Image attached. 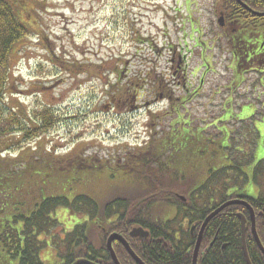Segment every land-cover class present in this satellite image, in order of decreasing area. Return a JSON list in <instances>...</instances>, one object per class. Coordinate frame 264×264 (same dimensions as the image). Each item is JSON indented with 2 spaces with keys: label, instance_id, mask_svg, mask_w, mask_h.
<instances>
[{
  "label": "rangeland",
  "instance_id": "rangeland-1",
  "mask_svg": "<svg viewBox=\"0 0 264 264\" xmlns=\"http://www.w3.org/2000/svg\"><path fill=\"white\" fill-rule=\"evenodd\" d=\"M217 4H221V0H47L43 4L45 8H40L41 4L36 1L30 3L31 7L40 9V14H33L37 21L34 24L36 35L19 43L13 51L8 104L10 108L25 107L30 111L40 104L48 105L56 113L59 123L47 135L27 146L11 148L4 156L13 162L16 156L29 159L38 153L49 155L52 161L58 160L57 164L62 161V165L67 167L62 172L52 173L53 177L47 184L37 185L40 188L35 190L37 200L54 195L64 196L70 201L77 195H87L101 206L111 198L123 195L139 202L149 193L142 194L138 190L141 184L135 168L121 166H127L126 158L129 156L136 157L129 159L131 164H141L140 160L149 154L141 155L139 149L147 151L151 139L155 140H152L154 143L164 139L169 131L168 123L176 112L169 110L165 118L167 104L161 99L155 100L148 94V89L143 91L139 101L135 100L131 110L126 106L125 109L123 106H111L105 86L118 84L117 76L111 70L114 65H127L121 78L128 81L129 73L131 75L138 70L140 62L145 59L154 66L157 64L156 74L165 75L172 84L174 98L169 100L170 107H174L175 97L183 100L189 91L196 90L197 94L179 111L185 120L190 119L194 125L203 126L200 130L208 143L195 147V151L204 153L194 154L191 167L185 165L182 170L185 172L180 176L194 180L197 175H206V172L195 171L205 169L210 161L215 166L213 168L225 162L224 149L217 152L218 157L214 159L209 154L216 149L213 146L216 138L211 139V134L220 135L219 132H225L226 125L241 129L239 123L233 121L220 125L219 120H224L222 113L226 114L223 110L229 106L228 99L235 96L234 111L240 106H254L260 119L264 115V84L262 86L260 76L257 78L252 74H246L242 80L233 79L231 68H228L227 39L216 28L218 13L224 10ZM171 48L175 56L180 54L183 81L179 78L181 72L171 78L173 67L178 64L177 58L175 61L169 58L173 56ZM69 63L76 65L70 67ZM101 65L108 71L100 68ZM232 67L236 68V65ZM178 81L185 87H177L174 82ZM228 87L234 91H229ZM136 103L139 106L135 107ZM243 109L247 112L249 106ZM149 121H152L151 125ZM246 123L252 127L250 122ZM259 124L255 162L264 158V117ZM244 131L241 129L236 134V140ZM185 132L187 134L188 130ZM192 133L197 134L196 131ZM149 135L150 140L147 138ZM223 135L221 140L225 138ZM220 145L225 146L223 142ZM79 158L101 169L92 167L79 171L73 169L74 166L69 168ZM38 166L40 168L34 163L31 167L35 170ZM42 173L40 169L38 174ZM18 175L20 177L14 180H21V188L24 189L27 172L26 175L23 172ZM13 182L5 180L6 185H14ZM49 183L53 191L47 193L45 186ZM58 183H61L60 187H52ZM147 187L143 188L144 191ZM150 188V192L155 190ZM245 188L257 191L252 181L247 182ZM186 190L187 187L181 185L176 192L184 198ZM20 191L17 187L7 192L9 202L6 205L18 212L22 206L14 203L18 202ZM20 202L24 205L23 196ZM160 210L162 212L161 207ZM9 213L10 217L1 218L11 221L12 209ZM51 216L62 226L63 232L70 231L83 220L82 216H74L64 208ZM164 218H170L169 213L164 214ZM41 259L44 264L60 263L47 246L41 250ZM8 264H17V261L12 260Z\"/></svg>",
  "mask_w": 264,
  "mask_h": 264
},
{
  "label": "trees",
  "instance_id": "trees-1",
  "mask_svg": "<svg viewBox=\"0 0 264 264\" xmlns=\"http://www.w3.org/2000/svg\"><path fill=\"white\" fill-rule=\"evenodd\" d=\"M35 1L41 4L40 8H45L43 4L47 0H0V264H8L12 260H16L17 264H44L41 250L48 245L55 252L59 264H72L78 259H86L96 264H114L106 245L107 238L112 234L125 237L132 251L144 264H192L193 251L202 224L211 213L229 201H245L250 205L255 214V230L264 248V158L255 162L257 132L248 125L240 126L245 131L242 140H236L240 129L235 128L234 133L230 134L231 128L226 125L225 132H219L220 135L211 134V139L216 138L213 143L216 149L212 150L209 156L214 159L218 157L217 152L224 149L227 159L217 168H213L215 166L210 161L205 169L195 171L206 172L205 176L197 175L194 180H190L180 176V173L185 172L182 171L185 165L191 167L194 154L204 153L195 151V147L207 145L208 142L200 130L203 126L194 125L190 119L185 120L181 113L178 114L179 109L176 107V115L168 123L169 131L164 139L155 143V140L151 139L147 151L139 149L141 155L148 153V157L140 160L141 164L137 165L131 164L129 160L136 157L129 156L126 158L127 166H121L126 169L135 168L136 174L139 175V185L141 184L138 190L142 194L149 192L143 200L135 202L123 195L113 197L101 206L87 195H77L70 201L64 196L54 195L37 200L35 190L40 189L37 185L47 184L53 177L52 173L62 172L67 167L62 165V161L57 164L58 160L52 161L49 155L38 153H34L36 157L31 156L29 159H18L16 156L13 162H9L4 156L11 148L27 146L42 138L59 123L56 113L48 105L40 104L30 111L25 107L10 108L8 104L13 51L19 43L31 35H36L34 24L37 21L33 19V14L38 13L40 9L30 6V3ZM239 1L241 4L237 0H221V4L217 5L224 9L223 13L231 9L240 12L248 23L259 17L248 12L242 4L255 12H264V0ZM223 35L226 37V33ZM175 54L173 50V55ZM140 63L138 70L131 75L129 73L131 77H128V81L121 78L124 76L123 70H127V65H114V69H111L112 74L117 76L118 84L108 83L105 88L114 108L123 106L125 109L126 106L131 110L133 99L139 101L146 89L153 98L171 91L172 84L168 78L156 74L157 64L154 66L148 59ZM73 65L76 64L69 63L70 67ZM100 68L108 71L102 65ZM189 98L190 93L186 94L184 99L187 101ZM136 106L139 105L136 103ZM173 109L171 107L170 111ZM227 109L228 107L223 111L227 113ZM222 114L224 120L220 121V117L218 118L220 125L226 123V114ZM163 116L167 118L168 114ZM151 122L149 121V125ZM185 130H188L189 135ZM194 131L197 134H193ZM198 135H201V138ZM222 135L225 138L222 137L221 140ZM150 137L151 135L148 140ZM222 142L225 145L223 147L220 145ZM144 144L147 146L148 143ZM33 151L35 152L36 148ZM74 162L69 168L74 166L73 169L83 171L96 167L81 158ZM206 162L208 161L204 163ZM219 162L220 159L216 165ZM34 163L39 164L40 168L38 166L33 170L31 166ZM96 168L101 169L100 166ZM40 169L43 171L42 175L38 174ZM20 172L25 175L27 172L28 176L23 184L24 189L21 188V180H14ZM7 179L15 181L14 185H6ZM249 181L258 187L259 195L256 198L247 196L250 190L247 191L245 185ZM60 184L52 187H60ZM181 185L187 187L183 200L178 195L180 193L176 192ZM12 186L21 190L22 195L20 194L18 202L14 203L22 206L20 212L6 205L9 202L7 192L11 188H17ZM145 186L149 187L144 191ZM150 187L155 188L157 192H150ZM45 188H48L45 189L47 193L53 191L50 183ZM22 196L24 205L20 202ZM61 208L67 209L74 216H82L83 220L75 224L70 231L63 232L61 225L51 216ZM163 208L168 213L175 210L172 220H165L164 214L168 213H165ZM11 209L14 214L11 221L1 218L10 217ZM239 214L246 219L245 247L249 262L264 264V253L255 242L249 211L243 204L229 205L208 221L202 233L196 264H248L243 253ZM183 219L188 222L186 227L181 225ZM134 228L147 231L148 238H131L129 233ZM41 235L49 238V243L44 239L40 240ZM112 249L119 264H137L119 243L112 244Z\"/></svg>",
  "mask_w": 264,
  "mask_h": 264
},
{
  "label": "flooded vegetation",
  "instance_id": "flooded-vegetation-1",
  "mask_svg": "<svg viewBox=\"0 0 264 264\" xmlns=\"http://www.w3.org/2000/svg\"><path fill=\"white\" fill-rule=\"evenodd\" d=\"M257 13H264V12H257ZM221 25H222L221 26L222 30L224 31V33H226L227 52L230 56V63L228 68H231V75L233 79L237 78L242 80L246 74H252L253 76L256 75L257 78H259L260 76V82H262V86H263L264 84V17L254 18L248 23L246 20L242 18L240 12H235L231 9V11L225 13L224 21H222ZM175 55L172 56L171 61H175V58H177L178 64L176 65V67L175 66L173 67V73H171V76L172 78H174L177 76V74L181 72L179 78L183 81L184 73L180 66V61H181V58L179 57L180 54H178V56ZM234 64L236 65V68L232 67L234 66ZM238 72L240 73L238 74ZM174 83L177 85V87L180 86H182L183 88L185 87L184 85H182L180 81H178V83L176 82ZM228 89L229 91H231V89L232 91H234L233 88L230 89V87H228ZM167 92L168 93L154 97V99L155 100L161 99L167 104L166 105L167 112H165L164 114L169 115L170 113L169 110L171 108L169 100H171V98H174L173 95L174 92L170 90ZM189 93L191 94V98L197 94L196 90L189 91ZM234 98L235 96H233V99ZM233 99L232 100L228 99L229 106L226 113V123H228L229 121H233V123L234 122L239 123L238 124L239 126L244 127L247 124L246 122H250L252 124V128L259 135L257 131V127L260 126L259 123L262 122L264 115L263 116L261 115L262 117L259 119L257 116V112L255 111V107L252 105L240 106L238 107L239 110L234 111L235 105ZM175 100L177 104L176 102L174 103V107H173L174 109L172 111L177 110L175 109V107L178 109H180V107L183 108L184 104L187 102L185 101V99L182 100L180 97H175ZM133 101L135 102V99H133ZM246 106H249V111L247 112L243 109ZM262 108L263 107H261L260 110ZM177 112L180 115V111L178 110ZM241 129L239 130V132L241 131ZM234 130L235 128L231 126L230 134H233ZM246 190L248 191L250 189L246 188ZM249 194L254 196L251 193V191ZM249 194L247 193V196ZM174 211L175 210H172L171 213L169 214L170 218L165 220H172ZM181 225L183 227H186V225H188L187 220L183 219ZM193 233H194V229L191 230L192 235ZM123 238L125 239V241H127L125 237ZM137 238H148V235L146 237H137ZM117 243L122 245L118 241L112 242L113 245Z\"/></svg>",
  "mask_w": 264,
  "mask_h": 264
},
{
  "label": "water",
  "instance_id": "water-1",
  "mask_svg": "<svg viewBox=\"0 0 264 264\" xmlns=\"http://www.w3.org/2000/svg\"><path fill=\"white\" fill-rule=\"evenodd\" d=\"M238 3H240L239 0H237ZM241 4V3H240ZM252 13V12H251ZM257 15H264V14H257ZM221 20H219L220 22ZM240 202H227L225 203L224 205H222L221 207H219L217 210H215L213 213H211L204 221V223L202 224L201 226V230L199 232V235H198V238H197V241H196V244H195V248H194V252H193V260H192V264H196V259H197V254H198V250H199V246H200V241H201V236H202V232L206 226V224L208 223V221L214 217L217 213H219L222 209H224L225 207L229 206V205H232V204H238ZM243 205H245L246 207L249 208L250 210V216H251V223H252V234L254 236V239L256 241V244L257 246L259 247V249L264 253V248L263 246L261 245L257 235H256V232H255V228H254V214H253V211L252 209L250 208V206L246 203H244ZM244 223H245V220L243 217H241V234H242V247H243V253H244V256L246 258V261L247 263L249 264V259H248V256H247V252H246V247H245V240H244V233H245V226H244ZM148 234L147 232H144L141 228H138V229H133L131 232H130V237H146ZM114 240H117L119 241L125 248L126 252L129 254V256L137 263V264H143L141 262V260H139V258L133 253V251L130 249L129 245L127 244V242L121 237V236H118L116 234H112L110 235V237L108 238L107 240V249L108 251L110 252V255H111V258L113 260V262L115 264H119L117 259H116V256L112 250V247H111V243L112 241ZM73 264H94V263H91L87 260H83V259H79L77 261H75Z\"/></svg>",
  "mask_w": 264,
  "mask_h": 264
}]
</instances>
